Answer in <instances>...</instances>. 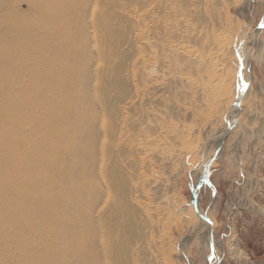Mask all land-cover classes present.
<instances>
[{
    "label": "bare ground",
    "instance_id": "bare-ground-1",
    "mask_svg": "<svg viewBox=\"0 0 264 264\" xmlns=\"http://www.w3.org/2000/svg\"><path fill=\"white\" fill-rule=\"evenodd\" d=\"M191 2L0 0V264H153L162 213L133 197L142 190L149 205L145 187L159 200L161 185L146 175L138 188L129 169L143 166L140 154L172 164L186 153L168 124L159 141L136 143L154 135L144 56L176 53L166 74L186 65L187 80L201 81L173 45L188 31L169 19ZM147 36L152 48L135 46ZM223 141L210 148L221 155Z\"/></svg>",
    "mask_w": 264,
    "mask_h": 264
},
{
    "label": "rangeland",
    "instance_id": "rangeland-1",
    "mask_svg": "<svg viewBox=\"0 0 264 264\" xmlns=\"http://www.w3.org/2000/svg\"><path fill=\"white\" fill-rule=\"evenodd\" d=\"M169 19L188 31L173 45L194 61L201 81L187 80L186 65L177 75L166 74L167 64L177 66L175 52L167 62L144 56L148 76L141 88L156 111L154 135L147 139L149 133L143 132L136 143L159 141L168 124L170 143L186 153L183 162L172 164H149L140 154L136 158L143 160V166L129 169L138 188L145 187L146 175L161 185L159 200L152 197L154 190L145 187L149 205L142 190L133 197L149 213H162L157 224L153 219L159 235L153 238L151 260L153 264H264V28L259 30L264 26V0H193ZM143 41L135 46L144 51L153 47L149 36ZM135 78L140 84L139 74ZM244 81L248 91L239 106ZM221 138L226 142L219 155L210 144ZM203 166L207 172L200 171Z\"/></svg>",
    "mask_w": 264,
    "mask_h": 264
},
{
    "label": "water",
    "instance_id": "water-1",
    "mask_svg": "<svg viewBox=\"0 0 264 264\" xmlns=\"http://www.w3.org/2000/svg\"><path fill=\"white\" fill-rule=\"evenodd\" d=\"M264 28V26H261L260 28H259V30H262ZM244 70V68H243V65H241V68H240V72H242ZM247 91H248V86L247 85H245V81H244V92L241 94V96H240V98H239V101H238V105L240 106L241 104H242V102H243V100H244V98H245V95L247 94ZM232 130H233V128H229V131H228V135L232 132ZM225 140H226V138H225ZM223 141V143H222V147L224 146V144H225V142L226 141ZM209 166H211V164L209 165ZM207 178V177H206ZM196 200H197V198H195ZM207 221H209V219L207 220ZM209 222H211V221H209ZM211 225H213V223L211 222ZM212 245H213V236H212ZM214 248V247H213Z\"/></svg>",
    "mask_w": 264,
    "mask_h": 264
}]
</instances>
